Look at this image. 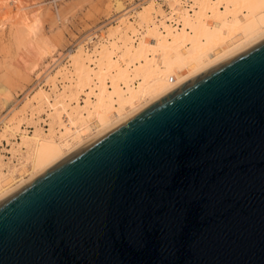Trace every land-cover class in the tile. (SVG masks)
Returning <instances> with one entry per match:
<instances>
[{"label":"water","instance_id":"1","mask_svg":"<svg viewBox=\"0 0 264 264\" xmlns=\"http://www.w3.org/2000/svg\"><path fill=\"white\" fill-rule=\"evenodd\" d=\"M0 264H264V39L0 199Z\"/></svg>","mask_w":264,"mask_h":264},{"label":"bare ground","instance_id":"2","mask_svg":"<svg viewBox=\"0 0 264 264\" xmlns=\"http://www.w3.org/2000/svg\"><path fill=\"white\" fill-rule=\"evenodd\" d=\"M176 2L180 5L179 0L167 1L170 8L168 10L174 13V16L171 15V17H173L176 25H171L170 20H168L170 25L162 20L160 21L163 28L162 32L151 26L140 32L141 39L140 41L137 40L139 41L137 45L132 44V41H134L132 39L130 43L125 44V51L122 52L123 58L134 65L135 73L131 77L138 78L139 83L136 86L132 78H129L131 81L128 82L129 71L123 69L124 67L121 68V65L119 68L117 67L118 73L112 80V86L108 85L111 86L112 89L110 88V90L112 92L106 90V76L115 69L117 64L110 60L111 57L108 56L107 49L103 48V50H100V52L102 51V60L106 58L107 63L103 67H99V71L96 73L99 75L100 86H98L99 93L95 94V100L93 101L90 98L91 91L89 90L90 73L92 71L90 72L82 58V51L85 52L86 56L90 54L89 51L85 50L83 45L78 42L74 51L71 50L65 54L68 61L66 65H70L69 62L72 59L76 65L75 68H78L80 73L76 86L73 85L72 89H67L69 90V96L68 94L67 96L71 101H75V106L72 107L71 113H67L65 108H62L61 102H59L60 104H49L56 111H54L56 116H53L54 119L52 120H55V118L58 121L62 120L65 123L63 126L64 131L56 136L58 133L55 135L52 129H50V133L47 130L48 134L46 132V134H42L43 132L38 130L32 132V130L27 131L26 127L20 128V142L16 144L17 149L16 147L14 149L13 143H11L12 159L16 152L21 156L18 165H14L9 157L8 162H5L6 164L1 162L0 159V199L174 89L264 39V0H196L199 6V12L196 14H192L196 10L193 5L189 7V10L181 5L178 6L179 12L181 10L185 12L178 14ZM18 6H20L19 0H0V11L7 10L9 15ZM136 7H141V10L136 13V17L142 21H153V19H156L155 16H159L157 11L160 14L163 11L160 4L153 0H142L133 8ZM17 10L20 11V9ZM169 11L166 15L169 14ZM171 17L169 16L170 19ZM179 17L188 23L189 28ZM20 18L22 21L15 23L18 27L15 29V25L14 32L19 36L24 35L25 40L21 38L23 43L27 45L25 47L29 49L32 44L28 42L27 36H30L32 32L31 22L25 14ZM113 29L114 31H121L124 28L121 25H116ZM126 36L125 33H121L122 39L126 40ZM128 38L130 39V36ZM86 39L88 42L92 41L91 52L95 47L100 46L102 41L108 40L107 34L102 37L100 33H93ZM157 56H160L161 60L158 61ZM60 57L61 54L55 58V62L51 67L60 65ZM30 60L29 70H36L40 63L44 64V59L38 51L37 54H33V58ZM38 79L44 82V78L39 77L36 81ZM119 81L124 82L125 89L119 87ZM52 85L51 89L55 86ZM49 87L47 86L48 90H50ZM77 89L86 92L84 105L78 104ZM37 90L35 94L33 92V96L27 99L25 105L31 106L33 100H38L39 103L42 99L48 101L47 98L45 99L44 90H41V88ZM11 95V90L0 83V105L4 107ZM61 98L63 101V97ZM41 103L44 102L41 101ZM40 104L37 103L38 106H36L40 107ZM40 108L42 109V107ZM40 108L38 110L36 108V110L39 111ZM18 122L20 123L19 119ZM54 125L52 124L50 127L53 128ZM28 128L31 127L28 126ZM4 129H8V127ZM5 132L6 130L3 134ZM31 132V135L27 134ZM15 136H19V134Z\"/></svg>","mask_w":264,"mask_h":264},{"label":"rangeland","instance_id":"3","mask_svg":"<svg viewBox=\"0 0 264 264\" xmlns=\"http://www.w3.org/2000/svg\"><path fill=\"white\" fill-rule=\"evenodd\" d=\"M51 1L52 0H19L20 6H18L17 9H20V11L14 9L11 15L7 13V10L0 11V83L8 87L12 93L8 103H6L4 107L0 105V118L2 119L0 122V136L2 135L0 137V159L3 163L8 162V157L12 159V145L15 149L17 146L16 144L20 142V128L26 127L27 131L32 130V132H34V130H38L43 132L42 134H48V132L50 133V129H52L55 135L58 133L56 136H58L60 132L64 131L63 126L65 123H63L62 120L58 121L57 118H55L56 121L52 120L54 119L53 116H56L54 114L56 111L53 110L49 104L53 103L54 105L61 102V106H63L62 108H65L67 113H71V110H73L72 107L75 106V101H71L68 96L69 90L76 86L77 80L79 81L78 77L80 76V73L78 72V68H75L76 65L73 63L74 61L72 59L69 62L70 65L64 64L63 60L67 52L70 50L74 51L77 48L76 44L78 42L83 44L85 38L93 33H100L102 37L107 34L108 40L104 42L102 41L100 46L98 45L95 47L93 50L94 52H89L90 54L86 53V56L85 52L81 50L84 64L88 66L90 72L92 71L90 73L91 83L89 90L91 91L90 98L94 101V96L99 93L98 86H100L99 75L96 73H98L99 67L101 68L107 63L106 58H103L102 60V51L100 52V50L106 48L108 56L111 57V59H109L117 65L120 64L118 66L116 65L115 69L107 74L105 80V85L107 86L106 90L108 92L111 91L110 88L112 86V80L118 73L117 67L119 68L121 65V68L124 67L123 69H127V71H129L128 82L131 81L129 78H132L135 82L134 85L136 86L139 83V80L138 78L131 77L134 76L135 73L134 65L129 60L127 61L123 58L122 52L123 50L125 51L124 47L131 42V39L134 40L132 41V44L137 45L141 39L140 32L146 28H150L151 26L152 28L157 29V31L162 32L163 28L161 27L162 25L160 24V21L165 20V22L168 23V20H170L169 16H174V13L169 10V16L166 15L167 12L162 8L163 11L161 14L157 11L159 16H155V20L142 21L136 17V13L141 10V7L133 8L137 5V0H55V7L50 4ZM167 1L168 0H165L166 8L170 9ZM176 5L178 9V6L180 5H178L177 2ZM194 7L196 10H194L192 14L199 12V6L196 0L193 1V8ZM181 12L185 13L182 10ZM181 12H179L178 9L177 13L182 14ZM24 14L28 16L31 22L32 32L30 36H27L28 42L32 44V47H29V49L25 47L27 45L23 43L22 38L25 40L24 35L19 36V34L14 32V30L18 27L16 24L22 21L20 16L22 17ZM179 19L188 25V23L180 17ZM116 25H121V27L124 28L121 29L123 32L120 30L117 31L116 29V31H114L113 27ZM172 29L175 30L173 27ZM124 30L127 31L125 32ZM121 33H125V35H127L126 40L122 39ZM129 36L130 39L128 38ZM37 51L42 55L44 64L40 63L36 70H29L30 59L33 58L34 53L37 54ZM60 54V65H54L51 67V65L55 62V58L60 56ZM159 57L160 56H157L158 61L161 60ZM39 77L42 79L44 78V82H41V79L35 81ZM51 85H55L56 87L54 86L51 89ZM118 85L119 87L121 86V88L125 89L123 81H119ZM47 86H50V90L47 89ZM70 86L71 88H69ZM38 88L44 90L45 99L47 98L48 101L46 102L45 99V101H43V99L40 100V103L41 101L44 102L41 103L43 106L38 100H33L30 104L31 106L25 105V103L27 104V99L33 96L38 91ZM51 90L54 93H52ZM79 91L80 90L77 89L76 93L78 96L77 100H79L78 104L84 105L86 92L80 91L79 93ZM87 92L89 91L87 90ZM47 96L50 97L48 98ZM61 97H63L64 103ZM37 103L40 104L39 106L42 107V109L37 107ZM46 104L48 105L46 106ZM36 108L37 110L40 108L39 111H37ZM18 119L20 120V123L18 122ZM51 123L55 124L53 128L52 126L50 127V125H52ZM27 125L31 128H28ZM5 126L8 127V129H4L6 128ZM4 130H6L5 134H3ZM47 130L49 131L46 132ZM32 132L27 134L31 135ZM16 134H19V136H15ZM4 135L6 136L4 137ZM11 143L13 144L11 145ZM16 153L11 160L14 165L19 163L18 161L21 157L18 152ZM4 172L6 171L4 170Z\"/></svg>","mask_w":264,"mask_h":264},{"label":"built area","instance_id":"4","mask_svg":"<svg viewBox=\"0 0 264 264\" xmlns=\"http://www.w3.org/2000/svg\"><path fill=\"white\" fill-rule=\"evenodd\" d=\"M153 1H155V2H157V3H159L160 4V6L167 12L168 11V9L166 8V5H165V0H153ZM193 1L194 0H179V3H180V5L182 6V7H184V8H186V9H188L189 10V7L191 6V5H193ZM137 4H139V3H141L142 2V0H137ZM50 4L53 6V7H55V5H56V1L55 0H52L51 2H50ZM171 17V16H170ZM170 24L171 25H176L175 24V21H174V19H173V17H171V19H170ZM83 47H84V49L85 50H88L89 52H91V50H92V41L91 42H88L87 41V39L85 40V41H83ZM71 51V50H70ZM64 64H68L67 62V58L65 57L64 58ZM91 66H93V65H91ZM35 80V79H34ZM36 81V80H35ZM41 82H43V81H41Z\"/></svg>","mask_w":264,"mask_h":264}]
</instances>
